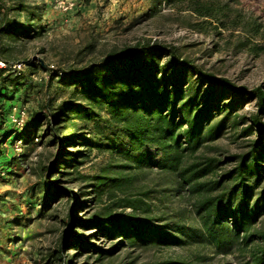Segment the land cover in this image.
Wrapping results in <instances>:
<instances>
[{"label":"trees","instance_id":"obj_1","mask_svg":"<svg viewBox=\"0 0 264 264\" xmlns=\"http://www.w3.org/2000/svg\"><path fill=\"white\" fill-rule=\"evenodd\" d=\"M176 1L182 9L201 18L221 14V7L210 2ZM11 9L0 0V60L6 64L0 67V168L8 174L20 157L28 156L27 145L34 139L58 146L46 165L37 164L40 172L35 183L39 216L46 215L51 202L66 199L67 203L61 220L63 232L53 250L46 253L49 261L102 264L104 257L112 254L113 247L102 248L90 240L95 233L81 232L95 230L106 238H119L117 245L161 248L207 244L217 253L235 249L247 252L249 264H264V228L257 226L264 214V186L257 190L264 177L261 87L249 89L236 85L181 58L175 46L139 38L131 45L113 47L77 67L58 68L50 77H57L68 97L56 107H50L46 100L37 110H28L25 124L19 129L9 122L8 116L14 105H21V94L32 87L25 69L31 75L47 68L34 59L20 56L21 45L35 40L38 34L33 25L10 18ZM18 61L25 64L19 73L11 67ZM251 101L255 102L254 113L249 116L237 113V109ZM79 123H90L91 130L77 133ZM226 123L234 138L252 137L248 150L223 158L197 153L207 142L220 136ZM244 123L247 124L242 126ZM116 131L126 140L122 147L116 145ZM96 137L106 138L108 144L94 142ZM74 139H80L79 143L90 149L116 150L124 162L115 166L108 163L99 174H81L76 170L80 162L75 157L81 153L62 149L64 143H74ZM17 140L22 142L19 156L12 149ZM227 161H235L234 166L217 173ZM145 168L175 176L179 191L196 196L198 226L157 223L146 215L150 205L141 197L127 193L136 173ZM55 174L59 178L52 179ZM209 175L212 177L207 178ZM70 180L86 182L90 188L86 194H94L97 203L103 197L109 203L87 217H80L76 211L82 210L85 202L79 193L62 186ZM215 190L218 192L214 194ZM125 208L130 211L125 212ZM69 247L79 254L91 253L95 257L93 263L87 262L89 257L76 262V254L64 257L62 252ZM153 264L197 263L167 258Z\"/></svg>","mask_w":264,"mask_h":264},{"label":"rangeland","instance_id":"obj_2","mask_svg":"<svg viewBox=\"0 0 264 264\" xmlns=\"http://www.w3.org/2000/svg\"><path fill=\"white\" fill-rule=\"evenodd\" d=\"M3 1L12 8L8 14L10 18L33 25L38 34L35 40L21 45L20 56L34 59L47 68L31 75L25 69L32 87L21 94L20 103L30 111L37 110L46 100L50 107H56L68 97V91L59 84L57 77H50L58 68L77 67L99 58L113 47L131 45L139 38L175 46L181 58L202 69L226 77L236 85L249 89L260 86L264 91V0H201L221 7V14L213 18H201L182 9L176 0L169 3L167 0H71L74 5L68 12L57 9L52 0ZM254 112V101L237 109L238 114L245 116ZM260 118L264 120V113ZM77 128V133L90 131L91 125L79 123ZM231 131L226 123L220 136L207 142L197 153L223 158L247 151L252 137L234 138ZM74 140V143H64L62 149L81 153L75 156L80 162L76 170L81 174H99L108 163L115 166L124 162L116 150L90 149L81 145L80 139ZM93 141L108 144L103 137ZM125 143L118 132L116 145L122 147ZM58 149L57 145L41 144L34 139L27 145L28 156L20 157L8 169V178L0 180V264H58L49 261L46 253L53 250L63 232L61 220L67 209L66 199L60 203L51 202L46 215L39 216L35 192L40 172L37 164L46 165ZM26 152L23 146V154ZM234 164L235 161H227L217 173L229 170ZM210 177L212 175L207 178ZM56 178L58 174L52 176ZM62 186L79 193L85 202V207L76 211L80 217H87L109 203L105 197L97 203L93 200L94 194H86L85 191L90 190L86 182L70 180ZM262 186L264 177L257 190ZM128 192L150 205L146 215L155 218L157 223L198 226L196 196L179 191L173 175L155 168L142 169L128 185ZM124 210L130 211L129 208ZM257 226L264 228V214L259 217ZM81 232L95 233L90 240L102 248L113 247L112 254L106 255L102 264H153L167 258H181L197 264H249L248 253L236 249L217 253L210 245L196 243L161 248L117 245L119 238L109 239L95 230ZM76 252L69 247L62 255L76 254L74 258L78 263L89 257L87 262L93 263L95 257L91 253Z\"/></svg>","mask_w":264,"mask_h":264},{"label":"built area","instance_id":"obj_3","mask_svg":"<svg viewBox=\"0 0 264 264\" xmlns=\"http://www.w3.org/2000/svg\"><path fill=\"white\" fill-rule=\"evenodd\" d=\"M54 3V6L61 10L62 12H68L73 7V1L71 0H52ZM24 63L23 62H15L11 65L13 70H15L17 73L22 71L24 69ZM6 64L0 60V67H5ZM28 109L24 105H14L11 108L10 114L8 116L9 122L16 128H22L25 124V120L27 117ZM13 153L15 156H19V154L22 152V142L20 140H17L14 142L13 146ZM8 178L7 172L0 168V180Z\"/></svg>","mask_w":264,"mask_h":264}]
</instances>
